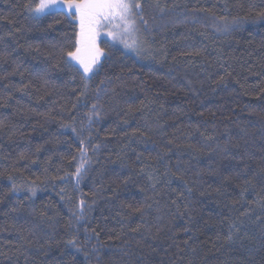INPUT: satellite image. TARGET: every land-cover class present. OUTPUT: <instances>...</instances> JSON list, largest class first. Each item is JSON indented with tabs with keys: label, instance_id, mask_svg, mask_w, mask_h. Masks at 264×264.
<instances>
[{
	"label": "trees",
	"instance_id": "trees-1",
	"mask_svg": "<svg viewBox=\"0 0 264 264\" xmlns=\"http://www.w3.org/2000/svg\"><path fill=\"white\" fill-rule=\"evenodd\" d=\"M138 2L86 79L75 16L0 0V264H264V0Z\"/></svg>",
	"mask_w": 264,
	"mask_h": 264
},
{
	"label": "snow or ice",
	"instance_id": "snow-or-ice-1",
	"mask_svg": "<svg viewBox=\"0 0 264 264\" xmlns=\"http://www.w3.org/2000/svg\"><path fill=\"white\" fill-rule=\"evenodd\" d=\"M56 8L66 9L68 15L79 20L80 31L76 40V50L69 51L67 56L70 60L76 61L87 74L93 71L94 65L99 63V57L102 55L100 49L96 47L99 31L111 25L130 34L135 26L134 17L139 15L135 10L140 9L141 4L138 0H39L34 11L37 15H43ZM84 174L82 164L76 169L77 184L83 179ZM16 190V186L13 185V191ZM80 203L83 205L84 201Z\"/></svg>",
	"mask_w": 264,
	"mask_h": 264
},
{
	"label": "rangeland",
	"instance_id": "rangeland-1",
	"mask_svg": "<svg viewBox=\"0 0 264 264\" xmlns=\"http://www.w3.org/2000/svg\"><path fill=\"white\" fill-rule=\"evenodd\" d=\"M38 3H39V0H38ZM59 10L66 12V9H64V8H56V9H52L51 11H59ZM32 13L36 17L41 16V15H37L35 13L34 8L32 9ZM48 13H46V14H48ZM75 19H77L78 30L80 31L79 20L76 17H75ZM134 19H135V17H134ZM102 39L103 40L104 39L108 40L112 44L117 45L125 53L131 54V55H134V56H136L137 53H140V54L143 53L144 54L149 49V48L146 47V45L144 44L143 39L139 35L138 27H136V21H135L134 30L131 31L130 34L124 33L120 29H115L111 25L101 29L99 31V34L97 35V38H96V47L97 48H99V41L102 40ZM126 45H128V46H126ZM71 62H73V61H71ZM74 63H75V61H74ZM75 64L77 66H79V68L81 70V73H83V75H84V77L86 79L90 78L95 73L94 71L96 70L97 66L99 65V63H97L93 67V71L92 72L85 74L84 71H83V68L77 62Z\"/></svg>",
	"mask_w": 264,
	"mask_h": 264
}]
</instances>
